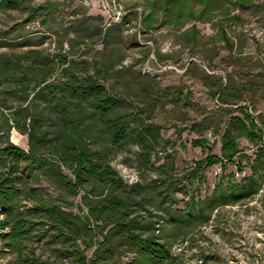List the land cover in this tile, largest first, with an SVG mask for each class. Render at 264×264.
I'll use <instances>...</instances> for the list:
<instances>
[{"label": "rangeland", "instance_id": "1", "mask_svg": "<svg viewBox=\"0 0 264 264\" xmlns=\"http://www.w3.org/2000/svg\"><path fill=\"white\" fill-rule=\"evenodd\" d=\"M54 1L57 21L63 25L56 22L59 31L45 30L39 18L26 22L27 14L20 10L0 11V52H24L27 39L37 44L45 39L41 47L57 52L65 29L73 37L77 19L96 17L91 22L102 24L104 34L76 45L72 56L88 59L91 73L130 104L137 119L132 126L151 125L152 131L160 127L157 138L151 133L156 145L149 151L148 165L143 164L142 155L147 154L139 143L112 158L127 191L141 184L131 197L134 215L160 222L155 231L171 246L172 264H264V130L255 140L241 137L242 151L234 159L199 164L210 155L222 156L223 136L233 116L248 113L264 129V0H234L214 11L213 18L205 13L197 28L194 21L182 24L186 15L169 22L180 7L176 0L167 12L151 8L153 0ZM230 11L239 18L230 21ZM119 12L124 19L113 22ZM150 14L151 28L146 21ZM70 46L66 40L65 48ZM200 137L207 139L205 147L194 145ZM12 140L29 149L28 135L18 129H13ZM255 172L258 192L234 202L232 188L241 191L236 184ZM44 185L54 192L47 180ZM200 199L204 217L211 219L195 225L201 221L196 218ZM75 201L82 204V193ZM171 209L192 210L193 220L178 230ZM104 231H94L95 242ZM115 255L124 264L136 258L135 251L122 247ZM19 261L0 240V264Z\"/></svg>", "mask_w": 264, "mask_h": 264}, {"label": "trees", "instance_id": "2", "mask_svg": "<svg viewBox=\"0 0 264 264\" xmlns=\"http://www.w3.org/2000/svg\"><path fill=\"white\" fill-rule=\"evenodd\" d=\"M176 1L180 7L169 22L186 15L182 24L194 21V28L205 13L213 18L214 11L234 3ZM174 3L153 0L151 8L159 6L167 12ZM56 6L54 0H0V11L20 10L27 14L26 22L39 18L49 32L62 29L56 28ZM226 16L233 21L240 15L230 11ZM95 18L77 19L73 37L65 29L57 52L41 47L45 39L38 44L27 39L23 43L27 50L21 53L0 52V240L18 255L20 264H124L115 255L121 247L136 252L135 260L128 264H172L171 246L155 231L160 222H144L131 209L135 204L132 194L140 192L141 184L135 183L127 191L124 177L112 164L115 153L139 143L147 154L142 155L143 164L148 165L149 151L156 145L151 133L157 138L160 127L152 131L151 125L132 126L137 119L130 104L91 73L88 59L72 56L76 45L104 34L102 24L91 22ZM146 21L153 27L152 14ZM223 32L227 35L226 28ZM66 40L71 43L69 49ZM13 129L28 135L29 149L13 142ZM262 130L248 113L233 116L223 136L222 156L210 155L199 164L234 159L242 151L241 137L255 140ZM206 142L200 137L194 145L205 147ZM208 148L213 151L212 145ZM261 150L264 152V146ZM160 168L166 170V165ZM45 180L54 192L48 191ZM258 183L257 172L246 176L236 184L241 191L232 188L233 201L258 192ZM81 193L79 204L75 198ZM225 194L226 190L222 196ZM199 201L196 218L201 221L195 225L211 219V215L204 217V199ZM75 207L85 212H77ZM169 212L178 230L193 220L192 210ZM98 228L105 231L95 242Z\"/></svg>", "mask_w": 264, "mask_h": 264}, {"label": "built area", "instance_id": "3", "mask_svg": "<svg viewBox=\"0 0 264 264\" xmlns=\"http://www.w3.org/2000/svg\"><path fill=\"white\" fill-rule=\"evenodd\" d=\"M124 13L122 12H119V15L115 16V17H112L113 18V22H117V21H120L124 18L123 16Z\"/></svg>", "mask_w": 264, "mask_h": 264}]
</instances>
